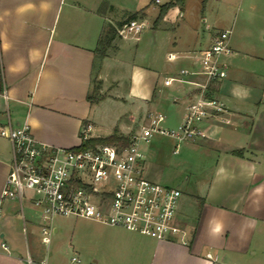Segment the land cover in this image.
I'll return each mask as SVG.
<instances>
[{"label":"crops","instance_id":"1","mask_svg":"<svg viewBox=\"0 0 264 264\" xmlns=\"http://www.w3.org/2000/svg\"><path fill=\"white\" fill-rule=\"evenodd\" d=\"M210 1L222 4V25L215 20L202 30L186 0L171 7L164 26L150 32L149 42L168 45L164 58L134 64L123 87L110 70L126 46L116 37L101 58L99 38L133 14L144 24L147 7L117 6L128 0H0V87L8 94L7 100L0 96V127L29 125L39 142L58 147L79 146L82 136L129 139L153 112L165 115V127L180 124L205 81L195 73V55L218 31H231L233 53L222 57L227 76L212 83L225 111L202 121L203 135L187 140L210 163L208 179L180 198L176 222L187 243L102 224L95 229L104 234L107 260L96 257L95 264H264V81L257 79L264 78V0ZM170 53L176 58L168 59ZM183 69L192 73L183 75ZM95 88L103 98L91 103ZM12 156L11 142L0 136V264H67L50 254L59 227L47 238L32 204L28 218L18 200L3 199ZM145 162L147 177L158 182ZM76 257L80 261L70 264H84Z\"/></svg>","mask_w":264,"mask_h":264},{"label":"built area","instance_id":"2","mask_svg":"<svg viewBox=\"0 0 264 264\" xmlns=\"http://www.w3.org/2000/svg\"><path fill=\"white\" fill-rule=\"evenodd\" d=\"M143 29V23L129 20L118 28V35L138 37ZM230 34V30L218 31L211 45L195 55L200 64L195 73L205 81L189 103L184 120L175 127H165V115L153 112L126 146L99 144L89 148L39 142L29 125L16 128L9 123L0 127V136L11 142L13 151L3 199L18 200L21 206L28 200L47 238L55 232L56 217L71 216L157 240L179 239L187 243L185 230L176 222L182 192L147 177L141 144L149 143L156 135L166 136L176 141L178 153L181 143L203 135L199 128L202 121L225 111L224 103L211 91V84L227 76L222 57L233 53ZM175 58L176 54H168V59ZM190 73L187 69L181 71L183 75ZM0 96L8 99L5 85L0 87ZM2 247L7 249L5 243ZM72 260L80 261L76 256Z\"/></svg>","mask_w":264,"mask_h":264},{"label":"rangeland","instance_id":"3","mask_svg":"<svg viewBox=\"0 0 264 264\" xmlns=\"http://www.w3.org/2000/svg\"><path fill=\"white\" fill-rule=\"evenodd\" d=\"M171 0H161L160 4H157L155 0H128V3L118 2L117 6H130L133 9L146 8L147 17L144 20V29L140 33L139 38H122L117 36V41L126 47L122 49L121 59L114 62V66L110 70L111 76L122 77L121 82L123 86L126 84V75L131 72L134 64L142 65L150 63L152 57L164 58L165 52L168 49L166 43L153 44L149 42L151 39L150 32L160 24L162 20L157 21L160 13L161 6L170 2ZM189 10L199 16L201 28L205 29L207 24H211L213 21L218 20L222 25L223 6L218 1L207 0H186ZM179 5V4H177ZM205 5L207 10L205 11ZM178 14L174 17L173 22L177 21ZM205 17L207 18L204 22ZM126 21V20H125ZM123 20V22H125ZM177 26V25H175ZM222 27V26H218ZM168 30L172 35L174 34V28L163 29ZM170 48V45H169ZM246 79V78H243ZM253 79L254 78H247ZM259 82H263L264 78H257ZM122 87V88H123ZM169 128H172L169 126ZM140 129V128H139ZM138 129V130H139ZM138 130H135L137 132ZM134 132V133H135ZM175 142L166 136L156 135L149 143H142L141 150L150 166H152L154 173L159 177L157 180L160 183L166 184L171 187H177L183 192L182 194L189 198V195L196 186L202 185L204 180L208 179L210 171L207 167L210 163L206 160L205 156L196 153L194 150H190L187 141L183 142L180 147V152L175 154L173 152ZM209 159V158H208ZM207 186V184H206ZM28 192L26 195L28 196ZM183 196V197H184ZM189 202L182 203V210H189ZM31 203L28 200L24 202L25 214L29 218L30 209L28 206ZM19 208V205H18ZM192 218L188 219L189 221ZM54 225L59 227V233L54 235V240L50 245V254L53 256H62L63 260L70 264L71 258L76 255L81 258L82 263L95 264L96 257L100 259V263L103 260H107L103 245V235L95 228L102 226L101 223L71 216H58L54 219ZM148 238V237H147ZM57 239V240H56ZM56 240V242H55ZM110 256H112L110 254Z\"/></svg>","mask_w":264,"mask_h":264},{"label":"trees","instance_id":"4","mask_svg":"<svg viewBox=\"0 0 264 264\" xmlns=\"http://www.w3.org/2000/svg\"><path fill=\"white\" fill-rule=\"evenodd\" d=\"M185 0H175L171 1L169 3H166L161 6L159 17L157 21H160L163 19V17L166 15L167 11L177 5L184 3ZM136 18V14H133L131 17H129L126 21L134 20ZM124 22L118 24L117 26L108 25L101 34L99 38V45L97 48V56L103 58L106 56L107 49L112 46L113 40L118 36V28L123 24ZM212 91L215 89L213 87V84H211ZM101 98H103V95L99 93L98 88H95L93 94L88 96V99L91 103L98 102ZM129 142V139L124 137L123 135H119L117 133H114L110 136L103 137V138H85V136H82V142L79 146H76L78 148H89V147H95L99 144H119L122 146H126Z\"/></svg>","mask_w":264,"mask_h":264}]
</instances>
